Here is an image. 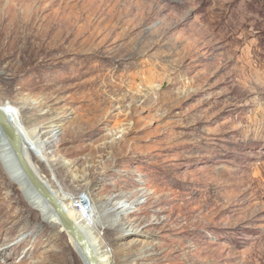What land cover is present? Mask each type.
Masks as SVG:
<instances>
[{
  "label": "rangeland",
  "instance_id": "374dc122",
  "mask_svg": "<svg viewBox=\"0 0 264 264\" xmlns=\"http://www.w3.org/2000/svg\"><path fill=\"white\" fill-rule=\"evenodd\" d=\"M0 105L112 264H264V0H0ZM25 180L0 264H86Z\"/></svg>",
  "mask_w": 264,
  "mask_h": 264
},
{
  "label": "water",
  "instance_id": "95a60500",
  "mask_svg": "<svg viewBox=\"0 0 264 264\" xmlns=\"http://www.w3.org/2000/svg\"><path fill=\"white\" fill-rule=\"evenodd\" d=\"M0 132L7 142L17 166L31 184L33 189L51 205L57 214L64 230L74 239L79 247L86 264H98L89 240L62 210L57 198L39 178L29 162L22 144L21 131L18 125L12 122L6 111L0 107Z\"/></svg>",
  "mask_w": 264,
  "mask_h": 264
},
{
  "label": "bare ground",
  "instance_id": "6f19581e",
  "mask_svg": "<svg viewBox=\"0 0 264 264\" xmlns=\"http://www.w3.org/2000/svg\"><path fill=\"white\" fill-rule=\"evenodd\" d=\"M197 42V40H195V43ZM251 62V61H250ZM0 107L2 108V109H4L5 111H6V113L8 114V116L11 118V116H10V114H9V112H8V109L5 107V106H3V105H0ZM12 122H13V120H12ZM14 123V122H13ZM14 124H16V123H14ZM17 125V124H16ZM19 128V127H18ZM21 134V138H22V144H23V148H24V150H25V153H26V156H27V158H28V160H29V162L31 163V161H30V158H29V156H28V151H27V149H26V146H25V143H24V139H23V135H22V133H20ZM1 135H2V133H1ZM3 136V135H2ZM14 158V157H13ZM14 161H15V159H14ZM15 163H16V161H15ZM31 165H32V163H31ZM32 167L34 168V166L32 165ZM34 170L36 171V169L34 168ZM36 173L38 174V176H39V178H41V180L44 182V184L49 188V190L54 194V196L57 198V201L59 202V205L61 206V208H62V210L69 216V218L73 221V223L79 228V230L86 236V238L88 237V234H87V232H85V231H82V221H81V217H80V215L79 214H75V213H73L72 211L73 210H71L69 207L70 206H73V204H70L69 206H68V208H69V210H68V208H65L64 207V205H63V203L60 201L61 199H59V197H58V195L53 191V189L49 186V184L46 182V181H44L43 179H42V177L40 176V174L36 171ZM25 182L26 183H28V180H25ZM31 185V184H30ZM33 188V187H32ZM37 193V192H36ZM37 195H38V197L40 198V199H42L43 200V202H45L48 206H49V208H47V217L48 218H50V219H53V220H55L56 222H58L59 224H61V222H60V220H59V218H58V216H57V214L54 212V210H53V208L51 207V205L50 204H48V202L45 200V199H43L38 193H37ZM63 198H66V197H63ZM91 199H94V198H91ZM38 207H39V205H38ZM86 212V211H85ZM82 215H83V217H91V215H84V213H82V212H80ZM81 224H79V223ZM62 225V224H61ZM119 226H121V224L119 225ZM115 229V228H114ZM66 234H67V236L72 240V242L76 245V247H77V249H78V251L80 252V254H81V256H82V253H81V251H80V249H79V247L77 246V244H76V242L74 241V239L66 232ZM88 239V238H87ZM89 240V239H88ZM89 243H90V241H89ZM90 245H91V243H90ZM91 247H92V250H93V252H94V254H95V256H96V260H97V263L98 264H112L111 263V260H109V256H106L105 254L106 253H104V252H102V251H100V252H96L95 250H94V248H93V246L91 245ZM82 258H83V256H82ZM84 259V258H83ZM85 261V260H84ZM86 263V262H85Z\"/></svg>",
  "mask_w": 264,
  "mask_h": 264
}]
</instances>
